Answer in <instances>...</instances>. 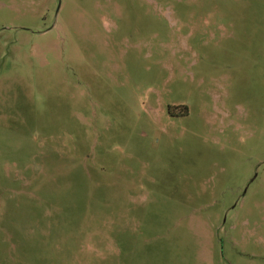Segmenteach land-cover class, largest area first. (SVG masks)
Instances as JSON below:
<instances>
[{
    "label": "rangeland",
    "instance_id": "rangeland-1",
    "mask_svg": "<svg viewBox=\"0 0 264 264\" xmlns=\"http://www.w3.org/2000/svg\"><path fill=\"white\" fill-rule=\"evenodd\" d=\"M0 264H264V0H0Z\"/></svg>",
    "mask_w": 264,
    "mask_h": 264
}]
</instances>
